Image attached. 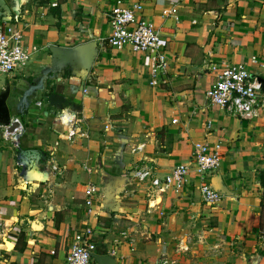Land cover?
<instances>
[{
	"label": "crops",
	"instance_id": "0c3cea01",
	"mask_svg": "<svg viewBox=\"0 0 264 264\" xmlns=\"http://www.w3.org/2000/svg\"><path fill=\"white\" fill-rule=\"evenodd\" d=\"M4 2L9 20L0 22L22 30L30 61L0 85L24 127L17 148L0 138V264H62L85 229L96 254L115 264H264V109L241 121L206 99L222 63L264 78V0ZM118 2L141 4L142 16L169 34V65L153 86L142 54L102 43ZM88 41L98 53L83 83L52 64L50 46ZM56 86L63 102L48 106ZM64 112L79 121L63 126ZM204 140L222 155L210 179L222 196L216 205L202 201L193 171L175 190L131 175L145 169L163 179ZM24 158L39 159L42 180L25 181ZM109 175L122 181L108 201ZM90 185L97 192L88 213Z\"/></svg>",
	"mask_w": 264,
	"mask_h": 264
},
{
	"label": "built area",
	"instance_id": "2783aa9c",
	"mask_svg": "<svg viewBox=\"0 0 264 264\" xmlns=\"http://www.w3.org/2000/svg\"><path fill=\"white\" fill-rule=\"evenodd\" d=\"M163 16L175 13L174 7L169 11L161 10ZM110 33L102 41L112 49L127 48L133 53L142 54L143 65L150 71V85H155L156 79L162 77L168 68V59L164 45L169 40V34L156 27L151 21L142 16V5L133 3L126 5L118 2L112 6L108 14ZM30 61V55L23 46L22 30L6 21L0 22V76L7 78L24 70ZM216 80L206 94L207 103L215 106L228 115L241 121H252L264 109V91L256 75L241 65L222 63L214 68ZM59 120L63 126L77 123L75 113L64 112ZM177 120H173L176 123ZM210 122L206 128L210 129ZM24 133V127L18 118L11 117L7 125H0V138L13 149L17 148ZM221 152L218 144L207 140L193 145L187 164L176 166L171 175L160 179L153 173L142 169L134 172L139 182L148 183L150 188L162 190L172 186L181 189L186 183L191 171L198 177V190L201 199L209 205L218 204L222 196L211 183V175L220 167ZM97 188L90 185L85 190V204L90 213L93 195ZM0 221V226H1ZM97 245L91 239V232L85 229L76 235L74 243L68 250L62 264H90L96 254ZM113 255V253H111Z\"/></svg>",
	"mask_w": 264,
	"mask_h": 264
},
{
	"label": "water",
	"instance_id": "95a60500",
	"mask_svg": "<svg viewBox=\"0 0 264 264\" xmlns=\"http://www.w3.org/2000/svg\"><path fill=\"white\" fill-rule=\"evenodd\" d=\"M9 13L8 7L4 0H0V20H9L5 18ZM97 43L96 41H88L85 43L78 44L74 47L64 48L52 45L49 47V53L52 57V64L58 69H69L71 74L76 78L80 79L82 83L86 80L95 57L97 56ZM259 81L262 84V90L264 91V78H260ZM83 86V84H82ZM10 94L9 86H6L0 91V125H7L11 118L10 111L7 106V100ZM47 104L48 106H56L63 102V97L59 94V86H56L52 93L47 92ZM21 174L25 181H39L42 180L38 169L39 159L35 158V163L31 165L28 163L27 158H24L21 163ZM132 173L131 175H133ZM106 189L104 191V198L108 201L112 199L113 193L116 191L119 183L122 181V177L119 176H108ZM97 264H115L116 260L111 256H101L94 254L92 256Z\"/></svg>",
	"mask_w": 264,
	"mask_h": 264
},
{
	"label": "trees",
	"instance_id": "16d2710c",
	"mask_svg": "<svg viewBox=\"0 0 264 264\" xmlns=\"http://www.w3.org/2000/svg\"><path fill=\"white\" fill-rule=\"evenodd\" d=\"M66 75H69V72H66L65 73ZM258 178H259V182H260V185L261 187L263 188V199H264V170L259 172L258 174ZM264 204V203H263ZM263 209H264V205H263ZM264 211V210H263ZM263 214V213H262ZM264 223V214H263V222ZM261 223V225H262Z\"/></svg>",
	"mask_w": 264,
	"mask_h": 264
},
{
	"label": "rangeland",
	"instance_id": "374dc122",
	"mask_svg": "<svg viewBox=\"0 0 264 264\" xmlns=\"http://www.w3.org/2000/svg\"><path fill=\"white\" fill-rule=\"evenodd\" d=\"M6 80H7V77L5 75H1L0 76V85H3L6 82ZM0 91H1V89H0Z\"/></svg>",
	"mask_w": 264,
	"mask_h": 264
}]
</instances>
